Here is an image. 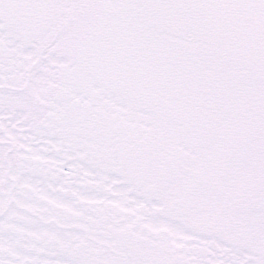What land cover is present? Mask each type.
<instances>
[{
	"label": "snow or ice",
	"instance_id": "1",
	"mask_svg": "<svg viewBox=\"0 0 264 264\" xmlns=\"http://www.w3.org/2000/svg\"><path fill=\"white\" fill-rule=\"evenodd\" d=\"M0 264H264V0H0Z\"/></svg>",
	"mask_w": 264,
	"mask_h": 264
}]
</instances>
